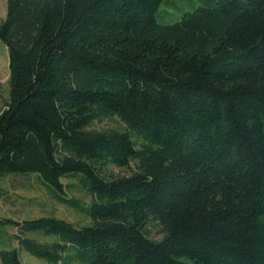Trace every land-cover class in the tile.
<instances>
[{
    "label": "trees",
    "instance_id": "trees-1",
    "mask_svg": "<svg viewBox=\"0 0 264 264\" xmlns=\"http://www.w3.org/2000/svg\"><path fill=\"white\" fill-rule=\"evenodd\" d=\"M193 1L5 0L0 176L88 223L0 217V264H264V0Z\"/></svg>",
    "mask_w": 264,
    "mask_h": 264
},
{
    "label": "rangeland",
    "instance_id": "rangeland-1",
    "mask_svg": "<svg viewBox=\"0 0 264 264\" xmlns=\"http://www.w3.org/2000/svg\"><path fill=\"white\" fill-rule=\"evenodd\" d=\"M172 1L170 7L161 3L155 17L159 22H165L169 19L177 18L182 11H190L195 6L193 0H168ZM5 14V0H0V20ZM8 69L7 55L5 47L0 42V110L5 104L8 96ZM120 125L116 117L104 119L101 122H95L93 127H113ZM113 173L126 174L129 170H123L110 167ZM64 184L66 196L78 200L82 204L89 202V195L79 187L77 180L74 178H61ZM39 216H53L58 219L67 221L75 226H81L88 223V218L74 207L58 203L51 198L46 186L38 180L33 173H6L0 176V217L11 218L17 221L28 220ZM5 230L8 233L15 232L13 225H6ZM154 229L151 230V233ZM36 240L46 241L49 238L40 234L25 233ZM158 237L157 235H154ZM16 246L15 242H12ZM19 258L22 264H47L22 249L19 250ZM67 264H82L76 260H71Z\"/></svg>",
    "mask_w": 264,
    "mask_h": 264
}]
</instances>
